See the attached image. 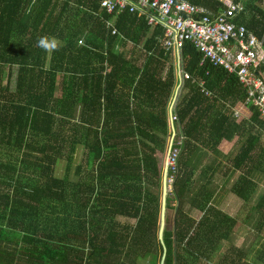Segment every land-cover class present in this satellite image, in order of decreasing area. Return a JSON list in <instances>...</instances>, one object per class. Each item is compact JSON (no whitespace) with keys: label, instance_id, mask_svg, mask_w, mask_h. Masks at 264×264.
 Instances as JSON below:
<instances>
[{"label":"trees","instance_id":"trees-1","mask_svg":"<svg viewBox=\"0 0 264 264\" xmlns=\"http://www.w3.org/2000/svg\"><path fill=\"white\" fill-rule=\"evenodd\" d=\"M100 1L0 0V264H141L150 254L155 264L163 255V264H254L246 247L231 242L237 221L217 208L209 185L187 197L203 212L199 219L182 210L202 149L221 155L224 138H241L230 158L242 172L234 188L240 198L249 201L264 176V119L255 107L248 119L233 116L247 88L210 60L201 64L203 54L184 43L181 60L196 81H185L177 101L185 138L166 198L177 211L159 239L162 175L155 149L173 133L176 65L162 46V27L151 29L129 9L114 27L142 45L143 58L117 51L120 34L107 25L113 15ZM188 1L211 13L226 8L221 0ZM235 1L245 5L235 20L262 35L263 0ZM42 36L56 38L57 48L38 47ZM251 210L263 232L264 192ZM257 259L264 264V246Z\"/></svg>","mask_w":264,"mask_h":264},{"label":"built area","instance_id":"built-area-1","mask_svg":"<svg viewBox=\"0 0 264 264\" xmlns=\"http://www.w3.org/2000/svg\"><path fill=\"white\" fill-rule=\"evenodd\" d=\"M226 8L219 13L208 12L204 7L188 0H101L100 8L113 17L107 21L112 33H117L114 20L122 11L129 9L146 19L151 29L161 26L162 46L172 53L179 79L175 99L170 109V119L175 125L177 137L166 157L167 190L172 193L179 175V156L184 146V134L176 111L178 97L186 80L196 78L184 69L181 51L189 41L203 54L201 64L210 60L236 74L240 83L247 88V97L234 107V117L243 118L241 107L252 115L255 107L259 117L264 119V32L257 35L246 25L236 21L245 9L244 3L235 0H221ZM264 7V0L261 3ZM169 66V64L167 63ZM203 87L204 80L199 81ZM209 92H207L208 94Z\"/></svg>","mask_w":264,"mask_h":264},{"label":"crops","instance_id":"crops-1","mask_svg":"<svg viewBox=\"0 0 264 264\" xmlns=\"http://www.w3.org/2000/svg\"><path fill=\"white\" fill-rule=\"evenodd\" d=\"M115 21L116 20H114V25H115ZM116 34H120V33H116ZM123 41H127L126 42L127 45H124ZM130 46L138 47L142 50V45H135L133 42L126 39V37L124 35L120 34L119 39L116 42V46H115L116 50L119 51L120 53H123L124 50ZM125 55H126V53H125ZM140 61H141V59L138 62H140ZM168 67L169 66L166 64V66L164 67V69L161 72L162 75H165L166 71L168 70L167 69ZM178 81H179V79H178ZM176 92H177V88L175 91V96H176ZM175 96L173 98V101L175 99ZM173 101L171 102L170 109H171ZM237 106H239V105H237ZM241 110L243 113V118L238 120V122L242 121L243 119H248L251 116L250 111L247 108L241 107ZM172 127H173V125H172ZM176 133L177 132H175V125H174L173 133L171 134V137L168 139L167 145L164 146V144H163L164 142L163 143L161 142L155 149V155L158 159L159 168L161 170V175H162V178H161V184H162L161 207H162V198H163V178H164V174H165L166 157H167L168 152L170 150V147L173 143L174 137L176 136ZM160 137H162V136H160ZM263 141H264V136H263ZM147 142L150 145L155 144L149 140H147ZM241 143H242L241 138L239 136H235L231 140L224 138L218 146L219 150L222 152L221 155L214 152V150L209 148V146H208V148H207V146H205L202 149V152H203L202 156L194 168L195 174L193 173V175H192L193 177L189 181V187L192 189V191L191 192L186 191L183 195V197H185L184 208L187 209V197H192V193L195 192L196 190H198L199 188H201V186H203L205 184L209 185L210 189L214 193V195L212 197H215V202L217 204L218 209H220V210L224 211L225 213H228V214L232 215L233 217H235V219L237 221L236 224L238 222H241V223L243 222L244 224L247 223L250 226L252 225V226L256 227V233L252 234L253 237L248 238V242L242 243L243 241L241 242V239L240 238L238 239L236 237V235H238L240 233L235 229V226H236V224H235L234 229H233V233L231 236V242L234 245H236L237 247H246V249H247V257H246L247 261L252 262L254 264H261L259 262V260L257 259V256H258L260 250L263 248L264 242L261 245V247L259 249H257V251L254 254L252 251H253L254 246L257 245L256 244L257 238L260 237V235L263 232L257 230V229H259V227L256 226L257 220L259 219L258 218L259 215L256 212L252 211L251 207L258 201V199L260 198V196L264 192V176L262 178L258 177V179H257L258 180V186L255 189V192L252 194L253 196L251 197V199L249 201H247V202L244 201L242 198H240L235 193V190H234L235 184L238 181V179L240 178L242 172H241V170L235 169L233 167V164L231 163L230 158L233 156V153H235L237 151V149ZM80 149L81 148L78 147L77 150L74 151L72 154L73 155L72 172H75V168H76V166L79 163V160L81 158L80 157V153H81ZM61 167H62V164H61ZM185 174H187V169H186ZM73 177L75 178L74 173H73ZM192 179H194V180H192ZM168 194H170V193L167 190V193L165 196L166 198H167ZM229 197H233V198L236 197L238 199V202H237L238 206H240L242 204H246V203L250 204L249 208L247 209L246 215L243 218H241V221L238 217V215L240 213L239 210H238V212L237 211L236 212L235 211L234 212L233 211L228 212V211L224 210L225 203ZM165 205H166V202H165ZM191 207L193 209V212L195 211L194 214L196 213L193 216H195L196 219H199L202 216L203 212L196 209L192 205H191ZM166 208H167V210H166V215H165V226L169 227L167 225V222H168L167 211L170 209L175 210V213H174V222H175L176 209L168 208L167 206H166ZM186 213H189L192 215V213H190V211L186 212ZM160 214H161V208H160ZM119 219L121 222H125V221H130L131 223L135 222L134 219H127L124 217H120ZM173 224L169 228H172ZM159 227H160V215H159ZM259 240H260V238H259Z\"/></svg>","mask_w":264,"mask_h":264},{"label":"rangeland","instance_id":"rangeland-1","mask_svg":"<svg viewBox=\"0 0 264 264\" xmlns=\"http://www.w3.org/2000/svg\"><path fill=\"white\" fill-rule=\"evenodd\" d=\"M123 53H126V55H127L128 58H131V59H134V60H137L138 58H141V59L143 58V51L140 48H138V47H134V46L133 47L132 46L127 47L124 50ZM6 72H8V68H7ZM6 74L7 73H5V76H6ZM15 75H16V67L14 66L13 67V72H12V75H11V79H14L15 78ZM12 85H13V83H12ZM181 91H183V90H181ZM181 91H180V93H181ZM61 169L62 168H60V170ZM192 180H194V179H192ZM237 202H238V199L236 197H234V198L233 197H229L228 200L225 203L224 210L225 211H228V212H231V211H233V212L234 211L235 212L237 211L238 212V210H239L240 213H239L238 217H239V219L241 221V218H243L246 215L247 209L249 208V205L250 204L249 203H246V204H242V205L238 206ZM174 203H175V205H178L177 200ZM182 210L185 211V212H189L190 211V213L193 212V209L191 207V204L188 203V202H187V209L184 208V204H183L182 205ZM194 212L192 213V216L196 214V213L194 214ZM174 213H175V210H171L170 209V210L167 211V214H168L167 215V217H168L167 225L169 227L172 226V224L174 223ZM173 226H174V224H173ZM235 229L240 233V234L236 235V237L238 239L240 238L241 239V242L243 241L242 243L248 242V238L253 237L252 234L256 233V227L255 226H252V225L250 226L247 223L244 224L243 222L242 223L241 222H238L236 224V226H235ZM259 238H260V240H259ZM263 242H264V231L260 235V237L257 238V241H256V244L257 245L254 246V248H253V251H252L253 254L257 251V249H259L261 247V245L263 244ZM224 249H223V251H224ZM220 252H222V250H220ZM214 255H217V254H214ZM214 255H212L211 258H210V261L211 262H215V260L217 259V257L214 256ZM155 263L156 262H155V258H154V255L153 254H150L149 257H147L143 261H141V264H155Z\"/></svg>","mask_w":264,"mask_h":264},{"label":"water","instance_id":"water-1","mask_svg":"<svg viewBox=\"0 0 264 264\" xmlns=\"http://www.w3.org/2000/svg\"><path fill=\"white\" fill-rule=\"evenodd\" d=\"M166 178H167V164L165 165V174H164V178H163V198H162V207H161V214H160V227H159V238L162 239V234L164 231L165 226V215H166V193H167V183H166ZM163 258L164 255L162 257V260L160 262V264H163Z\"/></svg>","mask_w":264,"mask_h":264},{"label":"clouds","instance_id":"clouds-1","mask_svg":"<svg viewBox=\"0 0 264 264\" xmlns=\"http://www.w3.org/2000/svg\"><path fill=\"white\" fill-rule=\"evenodd\" d=\"M36 44L38 47L44 49L45 51H50L57 48L58 41L54 37L42 36L36 41Z\"/></svg>","mask_w":264,"mask_h":264}]
</instances>
